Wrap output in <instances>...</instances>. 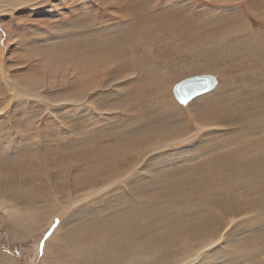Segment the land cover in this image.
<instances>
[{
	"label": "rangeland",
	"instance_id": "1",
	"mask_svg": "<svg viewBox=\"0 0 264 264\" xmlns=\"http://www.w3.org/2000/svg\"><path fill=\"white\" fill-rule=\"evenodd\" d=\"M0 28V188L16 191L0 202V264H87L98 254L90 247L97 237L112 239L118 253H137L225 204L264 197V146L256 141L264 145V0H0ZM203 74L217 78L214 89L186 104L173 97L175 83ZM187 118L202 125L195 135L149 147L150 163L132 188L117 186L83 203L77 221L64 227L86 222L82 236L95 237L84 252L83 236L73 245L56 238L43 254L48 237L76 209L40 231L46 219L38 209L51 191L69 187L77 200L87 199L83 179L103 174L97 163L123 152L129 136L177 135L190 128ZM178 208L183 217L173 215ZM32 209L37 217L25 229H39L31 236L2 216ZM237 225L222 233L220 244L232 240L210 263L264 258L263 226ZM118 226L126 233L118 235Z\"/></svg>",
	"mask_w": 264,
	"mask_h": 264
},
{
	"label": "bare ground",
	"instance_id": "2",
	"mask_svg": "<svg viewBox=\"0 0 264 264\" xmlns=\"http://www.w3.org/2000/svg\"><path fill=\"white\" fill-rule=\"evenodd\" d=\"M2 29V28H0ZM113 35V34H112ZM31 44V43H30ZM26 46H28L26 44ZM35 46V45H34ZM37 46V45H36ZM31 47V46H30ZM52 51V50H51ZM212 67V66H211ZM93 74V72H92ZM95 75V74H94ZM212 75V74H211ZM214 76V75H213ZM215 77V76H214ZM217 80V78H216ZM218 83V80H217ZM176 84V83H175ZM174 84V85H175ZM173 85V87H174ZM217 85V84H216ZM215 85V86H216ZM214 86V87H215ZM172 87V88H173ZM213 87V89H214ZM211 91V90H210ZM209 92V91H208ZM31 93V92H30ZM29 93V91H22V94L24 95H31ZM207 93V92H206ZM33 94V93H32ZM173 95V94H172ZM34 97H36L37 95H33ZM199 96V95H198ZM174 97V96H173ZM37 98V97H36ZM41 98V97H40ZM37 98V99H40ZM195 98V97H194ZM34 99V98H33ZM44 100V98H43ZM192 100V99H191ZM84 105V104H83ZM174 105V104H173ZM192 119V118H191ZM186 121L188 122V126L190 127L187 130H183L181 132H179L177 135H173V132L170 133H162V132H158L156 130H153V132L148 133L150 131L146 130L143 131L141 133L135 134V135H131L129 136V143L126 141L125 143L127 144V148L117 154L115 153L113 156L111 157H107L105 161V163L98 165L97 163V169L99 170H103L105 169V171H102L103 174H101L100 176L98 175V177H94L91 179L89 176L86 177V185L85 187H83L81 189L82 190H86V194L88 195L87 199H82V200H77V189H71L69 187H67L65 189V191L62 192H52L51 194H49V198H47V200L49 201V204L44 205V206H40L38 211L43 212L44 218L46 219V223L45 225L40 229V231H46V228L48 226L51 225L52 220L54 217H58L60 218L63 214V212L67 209H71V207H75L76 209L73 211V214L70 217H65V219L63 218V221L61 222V224L57 225V227L54 229L55 232L48 237L47 239V243L44 247V252L43 254H46L50 248V243H52L54 239L58 238V240L66 242L67 240H69L71 243L70 245H73L74 240H78L80 242V240H82L84 237L82 236V230L85 225V223H83L80 226H71V228L67 227L66 230L64 229V227L71 225L73 222L77 221L76 219H78V214L81 213L82 210H80L81 206L83 205V203H86L87 201H95L97 200L102 193H110L113 192L117 189V186H122L125 184L126 186H130L131 188L133 187L132 184H130L134 177L137 176L138 178H140L142 176V174H140L141 176H138L139 172H142V170L146 169L148 166V162L149 160L147 159L148 157L147 155V151L149 150V147H153L154 149L160 148V147H164L165 144L164 142H171V143H180L185 141L187 138H189V136L191 135H195L200 128L202 127V125H196L193 122L190 121V119H186ZM217 124V123H215ZM218 124H222V123H218ZM217 124V125H218ZM227 124V123H225ZM223 125V124H222ZM219 126V125H218ZM217 126V127H218ZM211 127V126H210ZM215 127V126H214ZM139 129V128H138ZM188 130H190L189 132H187ZM187 132V133H186ZM134 133V132H133ZM172 133V134H171ZM153 134V135H151ZM187 136H186V135ZM186 136V137H185ZM257 142V144L259 146H264V145H260L262 138H259ZM186 142V141H185ZM120 143V142H119ZM123 143V142H122ZM252 143L255 144V142L253 141ZM251 143V144H252ZM264 144V143H263ZM120 145V144H119ZM123 145V144H122ZM155 146V147H154ZM58 147V146H57ZM121 147V145H120ZM146 157L147 161H144L143 159ZM262 157V156H261ZM246 159V158H245ZM194 160V159H193ZM257 160V159H256ZM261 161V160H260ZM150 163V162H149ZM241 166V165H240ZM156 167V166H155ZM164 167V166H163ZM147 170V169H146ZM158 170V169H157ZM153 171H155V169H153ZM257 172V171H256ZM259 172L261 173V170H259ZM96 173V172H95ZM149 173V172H148ZM247 173V172H245ZM145 174V173H144ZM248 174H254L252 170H248ZM259 174V173H258ZM257 174V175H258ZM94 175V172H93ZM259 176V175H258ZM151 177V176H150ZM254 177V176H253ZM263 177V176H262ZM146 178V176L143 177V179ZM241 178V177H240ZM51 179V178H50ZM68 179V178H67ZM149 179V178H148ZM235 179V178H234ZM251 179V178H250ZM253 179V178H252ZM259 179V177L257 178ZM247 180V178H246ZM42 181V180H41ZM136 181V180H135ZM244 181V180H243ZM248 181H251L248 179ZM17 182V181H16ZM43 182V181H42ZM47 182V181H46ZM253 182V181H252ZM263 181H256V183H254V185L259 184ZM50 183V182H49ZM49 183H48V189H49ZM139 183H141V180L139 181ZM145 183V182H144ZM138 184V183H137ZM142 184V183H141ZM247 184V183H246ZM252 184V183H251ZM51 185V184H50ZM145 185V184H144ZM253 185V184H252ZM140 186V185H139ZM262 186V185H261ZM121 187V188H122ZM136 187V186H135ZM139 188V187H138ZM145 188V187H143ZM142 188V189H143ZM9 189V188H8ZM21 189V188H19ZM141 189V188H140ZM255 189V186L254 188ZM12 190V189H11ZM23 190V189H21ZM50 190V189H49ZM58 190V189H57ZM118 190V189H117ZM120 190V189H119ZM118 190V191H119ZM127 190V189H126ZM130 190V189H129ZM135 190V189H134ZM248 190V189H247ZM252 190V189H250ZM260 190V188H259ZM9 190H4L3 188H0V202L3 204L7 203V199L12 196L13 199L15 197V192L12 191V193L8 192ZM26 191V190H25ZM54 191V190H53ZM125 191V190H124ZM50 192V191H49ZM139 192V190H138ZM141 192V191H140ZM244 192V191H243ZM130 193V192H129ZM136 193V190H135ZM256 193V192H255ZM260 193V191H258V194ZM10 194V195H9ZM246 194V193H245ZM252 194V192H251ZM249 194V195H251ZM63 195V196H62ZM106 195V194H105ZM118 195V194H117ZM238 195V194H237ZM236 195V196H237ZM261 195V194H260ZM10 196V197H9ZM11 197V198H12ZM102 197V196H101ZM137 197V196H135ZM239 197V196H238ZM260 197V196H259ZM63 200H62V199ZM110 198V197H109ZM114 198V197H113ZM102 199V198H101ZM120 199H122L120 197ZM139 199V198H138ZM242 199V198H241ZM62 200V201H61ZM137 200V198H136ZM146 201V200H145ZM248 201V200H247ZM134 202V201H133ZM141 202V201H138ZM9 203V202H8ZM144 205L149 203V202H143ZM223 203V202H220ZM246 203V202H245ZM251 203V205L249 204ZM11 204V202H10ZM90 204V203H89ZM178 204V203H177ZM244 204V202H236V206L235 208H233L232 206L225 204V205H221L222 206V211L225 212L223 213L220 210V213H210V216L208 215L207 217H205L204 219H202V221H200L201 223H196L197 225H186L184 226V228H181L182 232H178L179 235L175 238H172L171 240H167V242L162 240V244H160L161 242H158V244H150L148 245V247L146 246L145 248L143 247V249L140 251L139 246H136L135 244H133V246L135 245L136 247H138L137 250H139L137 253H132V250L130 251L131 253L125 254H121L122 251L120 253L116 252L113 246L112 249V245H113V241L111 240H100L97 236L96 241H93V243L95 244V246H92L91 244V237H95V235L92 233L88 236L91 237H85L86 238V242L85 244H82L84 246H81L80 250L81 252H84L88 246L91 244V248L93 249H97V256L96 257H92L89 262H87V264H212L210 263L211 259H213V256L216 255L217 253H220V255H222V253H224V246H226V242H229L232 240V238H230L228 236L227 239H225L223 241L222 244L219 243L220 239L223 237L222 233L226 230L227 231V227H238L237 224L239 223H246L247 225L250 224H255L256 226L259 225L260 229L261 227L264 228V197L263 198H254L253 200H250L249 202H247V206L242 205ZM140 205V204H138ZM157 205V204H156ZM159 205V204H158ZM157 205V206H158ZM199 205V204H198ZM242 205V206H241ZM4 206V205H3ZM143 206V204H142ZM151 206L153 208V205H148ZM10 207V206H9ZM101 207V206H100ZM109 207V206H107ZM156 207V206H155ZM193 207V206H192ZM195 207V206H194ZM1 208V207H0ZM7 209V207H5ZM4 208V209H5ZM92 208V207H91ZM140 208V207H139ZM149 208V207H146ZM196 208V207H195ZM136 209V208H135ZM150 209V208H149ZM33 212H25V214L23 215H19L14 214L13 212H11V210H7L3 213V217L6 219H9L12 223L19 225V227L21 229L25 230V235L26 234H31L32 231H34L36 233V230H38L39 228L36 227L35 230H28L25 229L27 227V225L29 223L34 222L35 217H37L36 215V211L32 209ZM95 210V209H94ZM144 210V209H143ZM35 211V213H34ZM136 211V210H135ZM134 211V212H135ZM154 211V210H153ZM157 211V210H156ZM199 212H204L205 213V209H198ZM211 211V210H210ZM209 211V212H210ZM3 212V210H2ZM79 212V213H78ZM139 211H137L138 213ZM146 212V211H145ZM151 212V211H149ZM161 212V211H160ZM180 212V216L183 217V213L185 212L184 210H181V208H178V210L175 211V213L173 214L175 217H177L179 215ZM208 212V213H209ZM78 213V214H77ZM200 213V214H201ZM65 214V213H64ZM134 214V213H133ZM178 214V215H177ZM67 215V214H66ZM171 215V214H170ZM64 217V216H63ZM197 217V216H196ZM142 218V217H141ZM145 218V217H144ZM162 218V217H161ZM193 218V217H192ZM1 219V218H0ZM104 219V218H103ZM114 219V218H113ZM2 220V219H1ZM71 220L73 221L71 223ZM119 220V219H118ZM129 220V219H128ZM126 220V221H128ZM145 220V219H144ZM154 220V219H153ZM197 220V219H196ZM125 221V222H126ZM140 221V220H139ZM142 221V220H141ZM8 222V221H7ZM100 222V221H99ZM105 222V221H103ZM120 222V221H119ZM123 222V221H122ZM134 222V221H133ZM132 222V223H133ZM136 222V221H135ZM146 222V221H145ZM151 222V221H149ZM196 222V221H195ZM44 223V222H43ZM81 223V222H80ZM88 223V222H87ZM102 223V221H101ZM116 223V222H114ZM124 223V222H123ZM131 223V224H132ZM91 224V223H90ZM99 224V223H98ZM121 224V223H120ZM135 224V223H134ZM149 224V223H148ZM73 225V224H72ZM89 225V224H88ZM132 226V225H131ZM135 226V225H134ZM144 226V225H143ZM147 226V225H146ZM127 227V226H126ZM130 227V226H129ZM161 227V226H160ZM159 227V230H160ZM232 227V228H233ZM240 227V226H239ZM242 228L246 227V226H241ZM18 228V227H17ZM28 228V227H27ZM125 228V227H124ZM141 228V226H140ZM148 228V227H147ZM240 228V229H242ZM243 228V229H244ZM248 228V227H247ZM246 228V229H247ZM77 229H79L77 231ZM116 229V226L114 227V230ZM174 229V228H173ZM229 229V228H228ZM239 229V230H240ZM242 229V230H243ZM27 230V231H26ZM109 230V228H108ZM230 230V229H229ZM233 230V229H232ZM81 231V232H79ZM117 231H118V235H120V233L123 235L126 233V231H124L123 229L120 230V226L117 227ZM138 231V230H137ZM152 231V230H151ZM245 231V230H243ZM242 231V232H243ZM256 231V230H255ZM262 230L259 231V233ZM264 231V229H263ZM33 232V233H34ZM67 232L70 235H67ZM78 232V233H77ZM107 232V231H106ZM230 232V231H229ZM102 233V232H101ZM104 233V232H103ZM102 233V234H103ZM139 233V232H138ZM142 233V232H141ZM146 233V232H145ZM150 233V232H149ZM160 233V232H159ZM245 233V232H243ZM247 233V232H246ZM250 232H248L249 234ZM252 233V232H251ZM250 233V234H251ZM257 233V232H256ZM255 233V234H256ZM258 233V234H259ZM61 234H64L63 236H61ZM96 234V233H95ZM110 234V233H109ZM114 234V233H113ZM112 234V235H113ZM140 234V233H139ZM144 234V233H143ZM228 233H225V235H227ZM237 234V233H236ZM247 234V235H248ZM254 234V233H252ZM251 234V235H252ZM24 235V236H25ZM32 235V234H31ZM30 235V236H31ZM105 235V234H104ZM108 234H106L105 236L107 237ZM111 235V234H110ZM121 235V236H122ZM141 235V234H140ZM147 235V234H146ZM150 235V234H148ZM233 235V234H232ZM250 235V236H251ZM28 236V235H27ZM157 233L154 232V234L151 235L152 239H156ZM165 236V235H164ZM264 236V234L261 233V235L258 237V235L256 234L253 238L254 240H257V237L260 239H262V237ZM77 239H76V238ZM104 237V236H102ZM101 237V238H102ZM141 237V236H139ZM237 237V236H236ZM248 237V236H246ZM84 238V240H85ZM114 238V237H113ZM149 238V237H148ZM224 238V237H223ZM235 238V237H234ZM251 238V239H253ZM74 239V240H73ZM104 239H106L104 237ZM131 239V237H130ZM237 239V238H236ZM115 240V239H114ZM241 239H238V241H240ZM246 240V239H245ZM116 241V240H115ZM120 241H122L120 239ZM134 240H132L133 242ZM253 241V240H252ZM264 241V240H263ZM262 241V242H263ZM124 242V241H123ZM122 242V243H123ZM126 242V240H125ZM131 242V243H132ZM246 242V241H245ZM257 242V241H254ZM59 243V242H58ZM61 243V242H60ZM139 243V242H138ZM232 243V242H231ZM244 243V242H243ZM247 243V242H246ZM64 244V243H63ZM62 244V245H63ZM116 244V243H115ZM69 245V246H70ZM125 245V244H124ZM129 245V244H128ZM249 245V242H248ZM252 245V244H250ZM66 246V245H65ZM121 246V245H120ZM130 246V245H129ZM135 246L133 247L135 249ZM142 246V245H140ZM262 247L264 245H261ZM55 247V246H54ZM57 247V246H56ZM55 247V248H56ZM62 247V246H61ZM127 247V246H125ZM254 249H258L260 247H253ZM53 248V249H55ZM76 248V247H74ZM122 248V247H121ZM132 247L130 246L129 249H131ZM142 248V247H141ZM125 249V248H124ZM135 249V250H136ZM57 250V248H56ZM59 250V249H58ZM62 250V249H60ZM121 250V249H120ZM65 251V249H64ZM128 251V250H127ZM242 251V250H240ZM52 252V251H51ZM59 252V251H58ZM61 252V251H60ZM136 252V251H135ZM50 253V252H49ZM65 253V252H64ZM63 253V254H64ZM62 254V253H61ZM68 254V253H67ZM66 254V255H67ZM51 255V254H50ZM54 255V254H53ZM59 255V254H58ZM65 255V256H66ZM69 255V254H68ZM118 255V256H116ZM256 254H251V255H246L244 258L245 260H248L246 262H244L243 264H264V258L261 259H255ZM45 257V256H42ZM41 257V258H42ZM54 257V256H53ZM61 257V256H60ZM63 257V255H62ZM7 258V257H6ZM59 258V257H58ZM9 259V258H8ZM11 259V258H10ZM56 259V257H55ZM60 259V258H59ZM243 259V260H244ZM44 260V259H43ZM50 260V259H49ZM254 261L249 263V261ZM3 262V261H2ZM13 262V261H11ZM45 263H47L46 261H44ZM62 262V261H61ZM212 262V261H211ZM5 263V262H4ZM41 263V262H40ZM56 263V262H54ZM53 263V264H54ZM14 264V263H12ZM58 264V263H57ZM214 264V263H213ZM215 264H219V263H215ZM220 264H224L220 263Z\"/></svg>",
	"mask_w": 264,
	"mask_h": 264
},
{
	"label": "water",
	"instance_id": "3",
	"mask_svg": "<svg viewBox=\"0 0 264 264\" xmlns=\"http://www.w3.org/2000/svg\"><path fill=\"white\" fill-rule=\"evenodd\" d=\"M216 84V77L211 74L190 76L174 85L173 95L179 103L186 104L194 97L212 90Z\"/></svg>",
	"mask_w": 264,
	"mask_h": 264
}]
</instances>
